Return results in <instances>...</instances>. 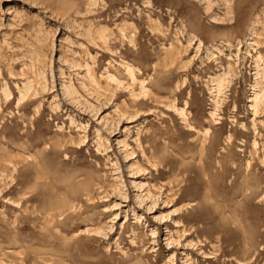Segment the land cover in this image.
<instances>
[{
    "label": "rangeland",
    "instance_id": "rangeland-1",
    "mask_svg": "<svg viewBox=\"0 0 264 264\" xmlns=\"http://www.w3.org/2000/svg\"><path fill=\"white\" fill-rule=\"evenodd\" d=\"M0 264H264V0H0Z\"/></svg>",
    "mask_w": 264,
    "mask_h": 264
},
{
    "label": "bare ground",
    "instance_id": "bare-ground-1",
    "mask_svg": "<svg viewBox=\"0 0 264 264\" xmlns=\"http://www.w3.org/2000/svg\"><path fill=\"white\" fill-rule=\"evenodd\" d=\"M258 1V0H257ZM260 3H261V1H260ZM26 98V95L25 94H22V96H21V100L20 101H22L23 99H25ZM258 97H256V99H257ZM257 101V100H256ZM259 101V100H258Z\"/></svg>",
    "mask_w": 264,
    "mask_h": 264
}]
</instances>
